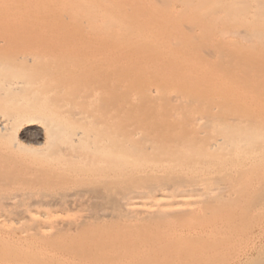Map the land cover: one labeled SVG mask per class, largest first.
Here are the masks:
<instances>
[{
	"label": "bare ground",
	"instance_id": "obj_1",
	"mask_svg": "<svg viewBox=\"0 0 264 264\" xmlns=\"http://www.w3.org/2000/svg\"><path fill=\"white\" fill-rule=\"evenodd\" d=\"M263 212L264 0H0V264H212Z\"/></svg>",
	"mask_w": 264,
	"mask_h": 264
},
{
	"label": "rangeland",
	"instance_id": "obj_2",
	"mask_svg": "<svg viewBox=\"0 0 264 264\" xmlns=\"http://www.w3.org/2000/svg\"><path fill=\"white\" fill-rule=\"evenodd\" d=\"M230 250L227 252V257L219 255L210 262L223 264L220 259L228 260L229 263L235 258L230 262L231 264H260L264 256V212L254 219L245 235L233 240ZM261 264H264V261Z\"/></svg>",
	"mask_w": 264,
	"mask_h": 264
}]
</instances>
